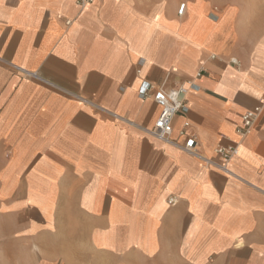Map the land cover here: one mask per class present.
<instances>
[{
    "label": "crops",
    "instance_id": "0c3cea01",
    "mask_svg": "<svg viewBox=\"0 0 264 264\" xmlns=\"http://www.w3.org/2000/svg\"><path fill=\"white\" fill-rule=\"evenodd\" d=\"M247 33L264 0H0L5 264H264V104L238 132L264 102ZM143 79L191 82L177 143L148 134ZM184 128L206 158L240 142L231 171L183 150Z\"/></svg>",
    "mask_w": 264,
    "mask_h": 264
},
{
    "label": "built area",
    "instance_id": "2783aa9c",
    "mask_svg": "<svg viewBox=\"0 0 264 264\" xmlns=\"http://www.w3.org/2000/svg\"><path fill=\"white\" fill-rule=\"evenodd\" d=\"M95 0H75L76 4L84 8L89 4H92ZM186 4L183 3L180 6L179 12L183 13ZM71 20L67 21L70 24ZM212 57H215L212 55ZM231 62L238 65L240 62L237 58H232ZM202 72L199 73L201 75ZM36 75V74H35ZM188 86H192L191 82L187 85H180L175 87H169L166 84L156 85L148 79H143L139 86V95L142 98L152 96L156 104L160 107V113L152 127L147 129L148 134L154 138L166 142L177 141L172 139L173 133V121L177 114L187 110L184 95L187 92ZM264 102L256 105L255 107L248 109L242 114V123L238 127V132L242 138L248 136L254 129L259 115L262 111ZM189 121L185 122V127L189 126ZM180 136L183 138V143L179 144L180 147L192 154H196L203 157L208 163H214L219 168L226 172H230V161L238 156L240 151V142H233L231 146H218L215 150V157L213 159L202 156L195 149L197 146V139L194 135L189 134L184 128L180 132ZM216 160V161H215ZM171 203L176 202V198L170 199Z\"/></svg>",
    "mask_w": 264,
    "mask_h": 264
},
{
    "label": "rangeland",
    "instance_id": "374dc122",
    "mask_svg": "<svg viewBox=\"0 0 264 264\" xmlns=\"http://www.w3.org/2000/svg\"><path fill=\"white\" fill-rule=\"evenodd\" d=\"M242 50L246 57L256 59L260 55H264V34L261 33H247L244 34V40L241 41ZM5 257H0V264H5Z\"/></svg>",
    "mask_w": 264,
    "mask_h": 264
}]
</instances>
